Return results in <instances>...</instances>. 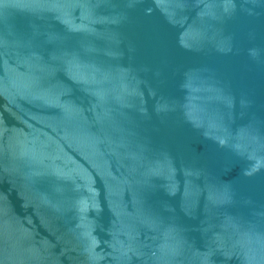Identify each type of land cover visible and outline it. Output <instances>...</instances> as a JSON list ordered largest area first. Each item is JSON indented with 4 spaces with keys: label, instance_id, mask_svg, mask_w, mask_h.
Masks as SVG:
<instances>
[{
    "label": "water",
    "instance_id": "95a60500",
    "mask_svg": "<svg viewBox=\"0 0 264 264\" xmlns=\"http://www.w3.org/2000/svg\"><path fill=\"white\" fill-rule=\"evenodd\" d=\"M0 264H264V0H0Z\"/></svg>",
    "mask_w": 264,
    "mask_h": 264
}]
</instances>
